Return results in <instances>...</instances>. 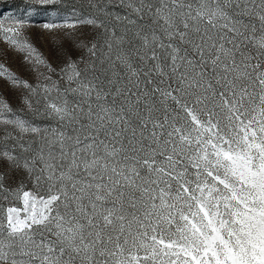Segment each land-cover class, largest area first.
<instances>
[{
    "label": "snow or ice",
    "instance_id": "snow-or-ice-1",
    "mask_svg": "<svg viewBox=\"0 0 264 264\" xmlns=\"http://www.w3.org/2000/svg\"><path fill=\"white\" fill-rule=\"evenodd\" d=\"M24 4L92 36L53 66L0 13V264H264V0Z\"/></svg>",
    "mask_w": 264,
    "mask_h": 264
},
{
    "label": "rangeland",
    "instance_id": "rangeland-1",
    "mask_svg": "<svg viewBox=\"0 0 264 264\" xmlns=\"http://www.w3.org/2000/svg\"><path fill=\"white\" fill-rule=\"evenodd\" d=\"M27 8L24 0H0V13L5 19L15 15L31 21V25L25 29V37L46 59L52 62L53 66H59L66 62L67 57L63 54L65 48L72 50L73 58L78 56L80 52L75 50L77 44L81 41L88 43L92 36L90 28H81L75 32L69 29L45 30L42 27L43 23L53 21L59 23L67 13L57 12L50 8H37L34 12L26 15ZM26 57V52L7 43L0 35V64L21 79L34 82L37 73L33 70L31 61ZM24 95L26 92L20 86L13 85L6 76L0 77V98L5 99L13 109L23 107L22 98ZM10 183L13 187L19 186L15 178ZM22 183L24 190H33L32 184L28 181L24 180ZM10 206L23 209V200L10 198L5 201L0 199V216H3L6 208Z\"/></svg>",
    "mask_w": 264,
    "mask_h": 264
}]
</instances>
